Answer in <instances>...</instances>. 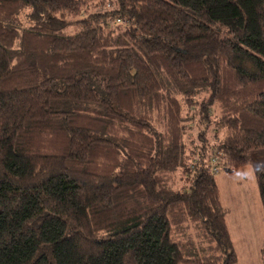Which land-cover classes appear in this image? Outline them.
Instances as JSON below:
<instances>
[{"label": "trees", "instance_id": "16d2710c", "mask_svg": "<svg viewBox=\"0 0 264 264\" xmlns=\"http://www.w3.org/2000/svg\"><path fill=\"white\" fill-rule=\"evenodd\" d=\"M246 165L264 0H0V264H239Z\"/></svg>", "mask_w": 264, "mask_h": 264}, {"label": "rangeland", "instance_id": "374dc122", "mask_svg": "<svg viewBox=\"0 0 264 264\" xmlns=\"http://www.w3.org/2000/svg\"><path fill=\"white\" fill-rule=\"evenodd\" d=\"M79 29L72 25L65 33ZM216 179L239 264H264V211L253 167L222 170Z\"/></svg>", "mask_w": 264, "mask_h": 264}, {"label": "crops", "instance_id": "0c3cea01", "mask_svg": "<svg viewBox=\"0 0 264 264\" xmlns=\"http://www.w3.org/2000/svg\"><path fill=\"white\" fill-rule=\"evenodd\" d=\"M239 256V255H238Z\"/></svg>", "mask_w": 264, "mask_h": 264}]
</instances>
